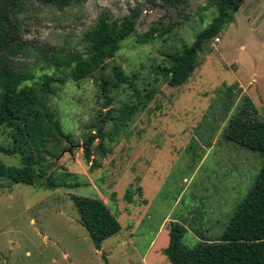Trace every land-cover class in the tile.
Wrapping results in <instances>:
<instances>
[{"label":"rangeland","instance_id":"374dc122","mask_svg":"<svg viewBox=\"0 0 264 264\" xmlns=\"http://www.w3.org/2000/svg\"><path fill=\"white\" fill-rule=\"evenodd\" d=\"M137 4V33L150 25L172 27L146 43L135 35L123 38L112 58L78 80L65 67L41 68L42 49L49 46L48 55L59 59L82 51L80 37L101 11L118 18ZM214 14L205 0H68L60 6L21 0L15 17L22 42L11 54L24 66L39 67L27 84L38 88L44 75L50 78L52 93L38 91L69 140L48 144L33 166L58 187L0 177V264H170L163 219L185 227V247L219 236L264 161L223 135L244 96L264 120V0L242 1L232 21L203 45L184 83L168 86L156 73L169 64L166 55L189 44ZM115 66L129 84L110 88L106 103L99 82ZM134 89L141 96L151 92L150 99L123 121L104 119L102 148L94 139L86 161L83 141L108 108L113 115L137 101ZM11 131L0 124V162L19 165L17 153L3 152L13 148ZM70 194L101 199L118 221L120 229L98 249Z\"/></svg>","mask_w":264,"mask_h":264},{"label":"trees","instance_id":"16d2710c","mask_svg":"<svg viewBox=\"0 0 264 264\" xmlns=\"http://www.w3.org/2000/svg\"><path fill=\"white\" fill-rule=\"evenodd\" d=\"M42 4L60 6L68 0H36ZM207 6L215 10L214 16L204 28L196 32L189 44L166 55L169 64L156 69V73L165 78L168 86L184 83L196 64L197 54L210 39L233 19V13L243 0H205ZM21 0H0V124L11 128L13 148L3 149L11 155L17 153L19 165H7L0 162V177L13 183L33 185L54 189L58 184L45 171H36L33 166L41 160V153L48 144L57 146L61 137L68 139L61 131L57 120L46 107L42 95L52 93L48 83L50 78L43 76L39 87L32 81L37 65L24 66L16 62L11 52L21 40L20 23L15 12ZM140 14L139 5L129 8L128 13L115 18L107 11H101L95 22L81 35L82 51L72 50L64 58L48 55L47 46L39 52L42 67L45 69L68 68L71 79L78 80L100 68L102 64L119 48V42L135 35L136 41L146 43L154 37L168 32L172 24L160 28L150 25L137 33L136 20ZM44 66V67H43ZM119 67L113 68L111 77H103L99 82L100 92L106 103L110 102L108 91L120 84H129ZM129 86V85H128ZM137 101L123 104L116 114L109 115L110 108L94 133L83 141L82 154L89 161L90 145L97 139L98 148H102L104 119L115 117L123 121L144 107L151 96L145 92L142 96L133 90ZM225 139L247 150L258 152L264 157V120L259 118L257 110L248 97L242 98V104L229 118L223 129ZM44 149V150H43ZM92 165V163H91ZM41 179V180H39ZM81 226L86 230L95 249L101 242L115 234L119 223L109 212L104 202L97 197L70 194ZM185 227L176 220L168 222V240L163 253L170 264H264V161L256 174L252 185L229 217L224 230L215 239L201 238L191 247L181 243Z\"/></svg>","mask_w":264,"mask_h":264},{"label":"crops","instance_id":"0c3cea01","mask_svg":"<svg viewBox=\"0 0 264 264\" xmlns=\"http://www.w3.org/2000/svg\"><path fill=\"white\" fill-rule=\"evenodd\" d=\"M211 147H212V146H210L208 150H210ZM168 222H169L168 220L163 219L160 225H163V226H164L165 223L168 224ZM163 226H162V227H163ZM158 231H159V230H158ZM167 240H168V235H167ZM151 241H152V243H150V244H151L150 249H152V248L154 247V242H153V240H151Z\"/></svg>","mask_w":264,"mask_h":264}]
</instances>
